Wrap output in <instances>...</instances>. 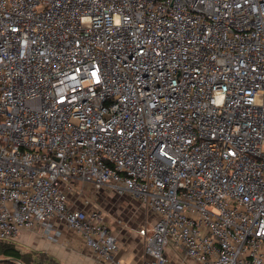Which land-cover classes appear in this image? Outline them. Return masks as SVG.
Listing matches in <instances>:
<instances>
[{
	"label": "built area",
	"instance_id": "obj_1",
	"mask_svg": "<svg viewBox=\"0 0 264 264\" xmlns=\"http://www.w3.org/2000/svg\"><path fill=\"white\" fill-rule=\"evenodd\" d=\"M73 184L157 216L143 264H264V0H0V241L111 261Z\"/></svg>",
	"mask_w": 264,
	"mask_h": 264
},
{
	"label": "crops",
	"instance_id": "obj_2",
	"mask_svg": "<svg viewBox=\"0 0 264 264\" xmlns=\"http://www.w3.org/2000/svg\"><path fill=\"white\" fill-rule=\"evenodd\" d=\"M78 185V184H75ZM93 193L83 191L73 192L75 200L70 204L79 209L101 212L105 224L118 237L119 249L108 262H103L85 243L83 237L74 231L63 227V233L57 241H49L41 229L32 234H24L16 244L25 252H40L52 257L53 264H143L146 256L140 229L145 225H152L158 219L148 211L138 200L130 195H118L108 189H97L87 185ZM86 193V194H85ZM71 196V194H70ZM118 220H123L119 224ZM165 255L168 264H199L197 261L185 257L182 250L168 246Z\"/></svg>",
	"mask_w": 264,
	"mask_h": 264
},
{
	"label": "trees",
	"instance_id": "obj_3",
	"mask_svg": "<svg viewBox=\"0 0 264 264\" xmlns=\"http://www.w3.org/2000/svg\"><path fill=\"white\" fill-rule=\"evenodd\" d=\"M0 256L6 264H53L52 257L40 252H23L14 242L0 241Z\"/></svg>",
	"mask_w": 264,
	"mask_h": 264
},
{
	"label": "rangeland",
	"instance_id": "obj_4",
	"mask_svg": "<svg viewBox=\"0 0 264 264\" xmlns=\"http://www.w3.org/2000/svg\"><path fill=\"white\" fill-rule=\"evenodd\" d=\"M71 186V189H72V191L73 192H77V191H80L82 194H83V191L84 192H86L87 194H89V193H93L94 191H93V188H91L90 190L88 189L89 187H91V186H87V185H75V184H73V185H70ZM73 192H71V196H70V199L71 200H75V196H73ZM85 193V194H86ZM123 220H118V223L119 224H123ZM23 250V249H22ZM23 252H25L24 250H23ZM29 252H31L32 254H33V252L32 251H29ZM28 252V253H29ZM4 259H3V257L2 256H0V264H6L4 261H3Z\"/></svg>",
	"mask_w": 264,
	"mask_h": 264
}]
</instances>
